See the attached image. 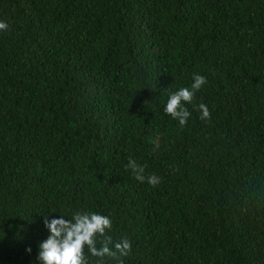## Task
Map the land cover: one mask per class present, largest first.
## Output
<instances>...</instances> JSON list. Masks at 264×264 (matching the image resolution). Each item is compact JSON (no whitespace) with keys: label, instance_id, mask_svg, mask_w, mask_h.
Masks as SVG:
<instances>
[{"label":"trees","instance_id":"obj_1","mask_svg":"<svg viewBox=\"0 0 264 264\" xmlns=\"http://www.w3.org/2000/svg\"><path fill=\"white\" fill-rule=\"evenodd\" d=\"M0 21V264H37L74 211L111 218L123 264H264V0H0ZM195 74L180 127L163 108Z\"/></svg>","mask_w":264,"mask_h":264},{"label":"clouds","instance_id":"obj_2","mask_svg":"<svg viewBox=\"0 0 264 264\" xmlns=\"http://www.w3.org/2000/svg\"><path fill=\"white\" fill-rule=\"evenodd\" d=\"M8 28L6 22L0 21V32H5ZM206 84L205 76L195 74L190 87H180L169 93L163 112L178 121L180 127L186 126L192 116L186 105L194 102L196 93ZM196 108L201 120L211 118L206 103L201 102ZM126 167L131 169L135 179L145 181V168L135 159L130 158ZM147 182L156 186L161 182V178L153 174L147 177ZM52 213L57 212H51L44 219L49 235L47 239L39 242L37 264H90L85 249L91 257L97 258L95 264H107L109 260L114 261V264H123V258L131 252L132 244L128 239L114 242L108 235L112 229L109 216L74 211L68 215L60 213L58 218H52ZM27 251L31 253V248Z\"/></svg>","mask_w":264,"mask_h":264}]
</instances>
